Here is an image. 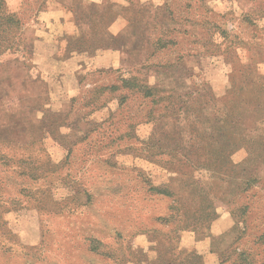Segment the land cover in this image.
Here are the masks:
<instances>
[{"label":"rangeland","instance_id":"rangeland-1","mask_svg":"<svg viewBox=\"0 0 264 264\" xmlns=\"http://www.w3.org/2000/svg\"><path fill=\"white\" fill-rule=\"evenodd\" d=\"M2 1L19 27L0 29V66L26 65L51 107L27 134L0 130V264H204L181 242L222 216L234 237L212 264H264V0ZM57 3L78 25L65 42L34 40ZM118 18L151 55L86 72L66 99L61 70L94 56ZM158 67L175 68L176 86L150 83ZM11 89L0 81V97Z\"/></svg>","mask_w":264,"mask_h":264},{"label":"crops","instance_id":"crops-1","mask_svg":"<svg viewBox=\"0 0 264 264\" xmlns=\"http://www.w3.org/2000/svg\"><path fill=\"white\" fill-rule=\"evenodd\" d=\"M83 1L64 0L63 5L68 8H76ZM101 1L99 0L98 2ZM61 5V3L50 5L40 12L33 27L29 30L30 34L28 33L34 40L50 44L59 39L65 42L66 31L70 28L74 29L76 23L72 15L67 12L68 8ZM118 19L115 20V24L113 22L110 24L111 26L107 31L111 37H117L122 34L126 41V46L122 51L117 46L100 49L94 56H87L83 62L76 66L62 69L61 72L64 73L67 81L65 89L66 99H72L78 95L80 89L79 77L86 72L96 68L98 70L117 71L120 69L121 71H127L135 65L144 64L151 55L152 48L150 46H142L141 48L135 45L136 36L129 29L127 30L129 22L124 18L119 19L120 21ZM113 24L119 27L115 29ZM68 33L70 34V32ZM155 70H159V72L155 73ZM151 73L158 76V78L152 76L153 80L150 83L154 86H176L175 68L166 67L162 69L158 67L152 69ZM3 80H9L12 84V89L7 96L0 97V129L19 128V130H22L23 128L39 126L44 119V115L51 107L48 83L31 78L29 70L22 64L9 67L0 66V81ZM4 117H12V120L2 122L1 119ZM216 223H223L224 225L221 228H218L217 225H212L205 236L188 237L187 242L185 240L181 242L182 250L194 251L200 256L204 264H212V261L215 260V256L211 251L212 247L217 244L223 250L231 244L234 237V227H232L229 218L222 216ZM214 238L220 239L215 242Z\"/></svg>","mask_w":264,"mask_h":264},{"label":"trees","instance_id":"trees-1","mask_svg":"<svg viewBox=\"0 0 264 264\" xmlns=\"http://www.w3.org/2000/svg\"><path fill=\"white\" fill-rule=\"evenodd\" d=\"M76 24L78 25V22ZM18 27H19V20L17 19L15 14L10 13L7 10L6 6L3 4V1L0 0V29L2 28V29H5V30H7L9 32L11 30L17 29ZM1 31H3V30H1ZM98 43H102L104 45L103 47H98V48H101V49L110 48L111 46H114V47L117 46L119 49H123L126 46V41L123 38L122 34L117 36V37H111L107 31L98 34ZM11 47H12L11 45L10 46L8 45L7 49H10ZM22 65H24V64H22ZM24 66L26 67V65H24ZM123 83H124V85H126L128 87L131 86V83L133 84V82L127 81V80H124ZM143 92H144V95H146V96L151 95V89L144 88ZM8 93L9 92L5 93V95H2L1 97L7 96ZM10 118L12 119V117H10ZM0 130H2V129H0ZM20 131L25 133V134H27V132H28L27 128H23ZM6 167H8V164H7L6 160H4V157H1L0 158V169L6 168ZM3 172H5V171H3ZM3 172H1V170H0V173H3ZM10 175H15L16 177H20V176H23V175H26V174H24L23 172H12V174H10ZM7 178L10 179V176L6 175V177L2 176L0 178V190H1V188L2 189H7V187H6L7 186V180H6ZM28 178L30 180H35L36 176L34 174H30L28 176ZM12 183H14V180H12ZM13 189H15V188H13ZM148 191L152 192V193H154L155 195H158V196H165V197H169L170 196V193L167 190L158 189V188H155V187H152V186H149V190ZM19 193H21V192H19ZM4 202L8 203L7 201H3V203ZM157 219H161V218H157ZM184 252L185 253H192L191 254V258H194L196 260H197V258L200 259V256L197 255V253H195L194 251H189V252L188 251H184ZM178 255L180 256L181 254L178 253ZM186 257H187V254H185V256H183V259H185ZM166 263L167 264H171V262H166Z\"/></svg>","mask_w":264,"mask_h":264}]
</instances>
